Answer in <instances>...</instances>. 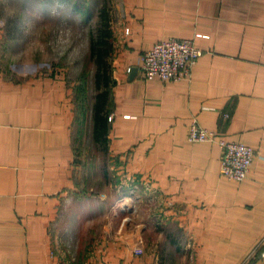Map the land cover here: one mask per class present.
I'll return each instance as SVG.
<instances>
[{"label": "crops", "instance_id": "0c3cea01", "mask_svg": "<svg viewBox=\"0 0 264 264\" xmlns=\"http://www.w3.org/2000/svg\"><path fill=\"white\" fill-rule=\"evenodd\" d=\"M106 3L108 151L138 179L145 217L99 234L84 216L94 205L83 202L65 76L0 59V264H264V0ZM171 37L203 50L191 78L143 79L140 54ZM194 118L253 148L244 180L221 174L216 143L187 139Z\"/></svg>", "mask_w": 264, "mask_h": 264}, {"label": "rangeland", "instance_id": "374dc122", "mask_svg": "<svg viewBox=\"0 0 264 264\" xmlns=\"http://www.w3.org/2000/svg\"><path fill=\"white\" fill-rule=\"evenodd\" d=\"M106 5V0H0L3 68L62 74L79 103L72 109V140L83 175L81 187L88 193L83 202L94 205L84 216L95 219L100 235L107 222L118 234L128 232V220L145 217L146 212L138 179L114 170L109 151L92 137L91 105L97 90L91 43L107 17Z\"/></svg>", "mask_w": 264, "mask_h": 264}, {"label": "built area", "instance_id": "2783aa9c", "mask_svg": "<svg viewBox=\"0 0 264 264\" xmlns=\"http://www.w3.org/2000/svg\"><path fill=\"white\" fill-rule=\"evenodd\" d=\"M202 54L203 50L198 48L192 39L171 37L157 41L140 54V76L145 80L190 79L193 66ZM187 139L191 142L216 143L221 150V174L236 181L247 177L254 157L252 147L221 138L216 131L202 127L195 118L189 125ZM259 257L264 258V248L259 250Z\"/></svg>", "mask_w": 264, "mask_h": 264}, {"label": "trees", "instance_id": "16d2710c", "mask_svg": "<svg viewBox=\"0 0 264 264\" xmlns=\"http://www.w3.org/2000/svg\"><path fill=\"white\" fill-rule=\"evenodd\" d=\"M100 26V31L96 37L92 38L91 58L95 66L94 87L97 93L91 105L92 115V137L93 141L108 151V133L111 127L112 117L110 111V89L113 84L111 74V64L108 62V56L111 52L110 38L112 36L107 27V18Z\"/></svg>", "mask_w": 264, "mask_h": 264}, {"label": "water", "instance_id": "95a60500", "mask_svg": "<svg viewBox=\"0 0 264 264\" xmlns=\"http://www.w3.org/2000/svg\"><path fill=\"white\" fill-rule=\"evenodd\" d=\"M136 70H137L136 68H134V69L132 70V72H131V76H132V77L134 76Z\"/></svg>", "mask_w": 264, "mask_h": 264}]
</instances>
